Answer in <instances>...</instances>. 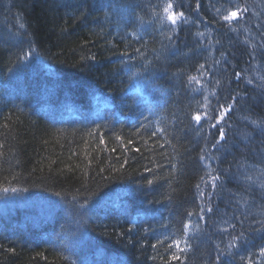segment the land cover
I'll list each match as a JSON object with an SVG mask.
<instances>
[{"label":"trees","instance_id":"1","mask_svg":"<svg viewBox=\"0 0 264 264\" xmlns=\"http://www.w3.org/2000/svg\"><path fill=\"white\" fill-rule=\"evenodd\" d=\"M23 58L39 78L0 82V264H264V0H0L2 82Z\"/></svg>","mask_w":264,"mask_h":264},{"label":"snow or ice","instance_id":"2","mask_svg":"<svg viewBox=\"0 0 264 264\" xmlns=\"http://www.w3.org/2000/svg\"><path fill=\"white\" fill-rule=\"evenodd\" d=\"M199 7V4H197V8ZM173 8V5L171 3L167 4L165 7H164V12L165 13H170V10ZM217 11H219V9H217ZM242 11H246V9H241L239 5H236L234 10H226V14L222 15V20L224 22H228L229 24L237 19L238 16H241L242 15ZM167 19L171 22L172 25H176L177 24V21L178 20H184V13L183 12H179V13H170L168 16H167ZM184 22H187L186 20H184ZM199 35H203V33H199ZM201 68L204 67V65H200ZM189 81H196L197 83H199V81L197 80V78L195 76H192V77H189ZM207 99V97L205 98ZM205 107H207V105H205ZM231 105H229L227 108H224L223 106H221V108H223V111H220L218 116L215 117V123H212L210 125L211 128L213 129H218V132H219V140L217 141V143H219L220 141H223L225 140L226 138V133L224 131V129L222 127H218L221 122L224 120L225 116L227 115V113L229 111H231ZM210 117L208 116L207 113H194L192 116H191V119L192 121H194L197 125H201V122L203 120H207L209 119ZM255 123V122H254ZM103 142V141H101ZM201 159H203V157H201ZM219 179V177H212V180H213V187H215V181ZM149 184L152 183L151 180L148 181ZM199 187V186H197ZM3 192L7 193L9 191L8 188H3L2 189ZM12 192H16L17 189L15 188H12L11 189ZM209 212L212 211L211 208L208 209ZM189 215H191V213H189ZM184 228L185 230L188 229V225L185 224L184 225ZM159 242V241H158ZM181 243L182 241L181 240H174L171 244H169V248H172V247H175V249L177 250V252H181L183 251V249L181 248ZM183 243H187L186 241H183ZM153 247H155V245H153ZM171 259L172 260H176V259H179V257L176 255V254H173L171 256Z\"/></svg>","mask_w":264,"mask_h":264},{"label":"bare ground","instance_id":"3","mask_svg":"<svg viewBox=\"0 0 264 264\" xmlns=\"http://www.w3.org/2000/svg\"><path fill=\"white\" fill-rule=\"evenodd\" d=\"M15 65H16V67H15ZM15 65H14V68L10 69L11 75L9 74L10 75L9 78L7 80H4V82H2L0 80L1 83H17V82L26 83L28 80L39 78L40 69L38 67H36L34 64H32V62L30 60L23 58L19 62H17ZM47 89H50V88L47 87ZM57 89L59 90V86L57 87ZM43 94H45V93L43 92ZM65 95H67V94H65ZM95 106H97V105H95ZM97 107L100 109L101 113L104 111V107H101V106H97ZM57 110H59V109H57ZM59 111L64 112L65 108H63V106H62ZM207 215H208L207 207L205 206L204 209H201L200 212L198 213L199 218L197 217V219H202V218L205 219ZM202 222H203V229H204L206 222L205 221H202ZM204 234H206L204 232V230L202 231L201 229H199L197 234H193V236L196 237L198 235H204ZM250 234H252V236L254 235L253 237L259 243H261V238L257 237V231L256 230H252V233H250ZM205 237H207V236H205ZM216 249H218V246ZM91 253H92L91 257L95 259L97 257L96 251L95 252L91 251ZM241 264H245V263L242 262Z\"/></svg>","mask_w":264,"mask_h":264},{"label":"rangeland","instance_id":"4","mask_svg":"<svg viewBox=\"0 0 264 264\" xmlns=\"http://www.w3.org/2000/svg\"><path fill=\"white\" fill-rule=\"evenodd\" d=\"M39 219H40V221H41V217H39V216H37ZM26 218H28L27 220H29L30 221V218L29 217H27V216H22V217H20V218H18L19 220H21V221H24ZM45 222V219H43V223ZM103 260V262H101V263H99V264H103L104 262V264H107V260H105V259H101L100 261H102Z\"/></svg>","mask_w":264,"mask_h":264}]
</instances>
